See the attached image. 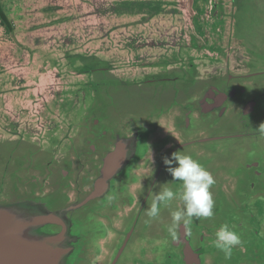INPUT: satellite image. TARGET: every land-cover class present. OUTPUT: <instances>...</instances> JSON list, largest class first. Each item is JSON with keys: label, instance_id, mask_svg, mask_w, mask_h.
I'll return each mask as SVG.
<instances>
[{"label": "rangeland", "instance_id": "374dc122", "mask_svg": "<svg viewBox=\"0 0 264 264\" xmlns=\"http://www.w3.org/2000/svg\"><path fill=\"white\" fill-rule=\"evenodd\" d=\"M0 2L12 25L11 34L0 26V169L7 153L25 156L38 146L48 148L50 139L55 137H60L63 143L62 139L66 138L63 135H69L72 130L69 123L87 104L97 108V104L106 102L104 108L113 114L111 118L120 114L117 111L126 109L131 110L134 119L145 122V115H155L157 108L149 112L144 97L156 89L159 91L156 101L173 105L171 112L174 114V102L183 97L185 82L139 85H127V82L149 72L167 77L189 76L195 83L188 91L199 90L207 79L223 73L222 66L207 59V50L203 51L202 46L212 48L220 43L224 46L229 33L233 39L240 37L239 29L232 31V0ZM246 16L249 20V15ZM254 28L257 29V25ZM258 37L253 35L249 39L257 40ZM249 39L233 43L237 44L229 58L231 72L241 73L248 67L249 60L251 67L252 60L260 62L258 55L264 56V49L256 53ZM259 66L263 64L260 62ZM223 75L213 80L225 79ZM246 81L247 86H264V75ZM156 118L163 119V114ZM193 147L184 154L198 160L216 181L210 189L216 219L224 217L231 208L232 202L226 199L233 189L264 187V174H254L247 166H253L258 161L256 157L264 155V145L259 140L249 142V146L239 143V147L228 141L226 147H219L221 151L213 152L208 145ZM259 162H264V158ZM4 168L0 170V178ZM163 173L162 185L169 181L180 184L171 180L173 177L167 168ZM10 177L13 176L10 174ZM159 190L160 187L156 192ZM178 201L162 207L160 216L150 222L145 214L141 219L145 220V229L149 231L171 216L174 208H180L176 206ZM81 221L82 218L77 227L79 233L71 234L81 236L76 248L78 253L90 236L80 232L85 230ZM102 236L108 237L107 230ZM97 248L102 253V248ZM76 255L67 258L68 264H81L75 261ZM94 259L95 262L96 257Z\"/></svg>", "mask_w": 264, "mask_h": 264}, {"label": "flooded vegetation", "instance_id": "af4514ba", "mask_svg": "<svg viewBox=\"0 0 264 264\" xmlns=\"http://www.w3.org/2000/svg\"><path fill=\"white\" fill-rule=\"evenodd\" d=\"M231 7L232 31L234 33L239 29L241 39H233L229 33L224 46L221 43L216 47L212 46L216 50L211 46H202L203 51L207 50V59L223 67L225 79L213 80L222 74L213 76L202 83L195 93L187 95L195 83L189 76L167 77L149 72L139 79L130 78L127 85L177 80L185 82L183 97L174 102V114L171 112L173 105L171 107V104H162V100L156 101L159 93L156 89L144 97V104L150 107L149 112L150 109L157 108L155 115H145V122L134 119L131 110L126 109L117 111L120 114L111 118L113 114H109L104 108L106 102H100L97 108L87 104L84 111L76 114L69 123L72 130L69 135H63L66 136L62 139L63 143L60 142V137H55L50 139L48 148L38 146L37 150L28 152L25 156L13 152L4 156L5 168L0 178V205L20 203L44 213L62 211L57 214L58 222L39 228L43 234L53 235L63 229H68L69 234L79 233L77 227L81 218L85 230L80 232L90 234L93 232L88 221L91 216L85 215L98 211L101 215L95 219V223L99 225L102 238V232L107 230L106 238L111 239L113 229L122 231V239L144 238L151 231V228L149 231L145 229V220L141 221L146 216L148 204L152 202L150 194L155 193L159 187H165L160 183L163 170L168 167L163 162L164 157L171 158V154L176 151L184 154V151L199 145H208L211 152L217 149L221 151L219 147H226L228 141L237 146L236 143L243 138L249 142L259 140L264 145V136L257 130H251L264 122V86L246 85V80L264 75V56L258 55L263 66H259V60H252V66L249 67V60L248 67L241 73L231 72L229 64L235 45L248 41L247 30L251 28L255 32L254 27H258L259 22H264V0H232ZM246 14L249 15V20L246 19ZM246 20L247 23H244ZM235 41L237 43L233 44ZM161 114L163 119L157 120L156 117ZM219 126L236 129L231 134L217 135L216 128L219 130ZM195 131L198 134L206 131L214 134L195 136ZM212 137L215 139L210 140ZM263 158L264 155L256 157L257 160ZM141 164L149 165L145 167L149 170V175L143 187L140 179L144 166L141 167ZM255 165L263 170L253 171L254 174H264V162L261 164L256 161ZM247 166L251 170L254 167L249 164ZM166 186L174 190L180 188V184L171 181ZM137 187L139 189L135 191ZM226 188L225 185L223 193ZM236 190L229 193L230 197L226 202L236 200ZM59 195L64 197L60 199L61 197H57ZM92 195L94 197L88 199ZM182 205L178 201L176 206ZM170 217L167 216L166 219ZM218 229H201L206 246L197 252L196 258H189L190 264H223V252L212 249ZM186 232L187 229L181 226L176 229L178 237ZM96 248L97 246L93 248L92 256L88 254L87 248L81 249L76 262L97 264L94 257L97 260V255L101 252ZM105 250L107 249L104 248L102 252ZM111 262L112 260L108 264Z\"/></svg>", "mask_w": 264, "mask_h": 264}, {"label": "water", "instance_id": "95a60500", "mask_svg": "<svg viewBox=\"0 0 264 264\" xmlns=\"http://www.w3.org/2000/svg\"><path fill=\"white\" fill-rule=\"evenodd\" d=\"M247 35L259 36L257 40L249 39L256 53L258 49H264V22L259 24L255 32L251 28L247 30ZM195 92L196 90L190 91L187 95ZM220 128L219 130L216 128L217 135L231 134L236 129H228L224 132ZM251 130H256V127H252ZM195 133H197L195 136L214 134L207 131L199 134L195 131ZM214 139V137L210 138V140ZM239 143L249 146V140L246 138L240 139ZM239 143L235 146L239 147ZM143 166L141 187L149 175V170L145 168L149 165ZM253 166V171L263 170L255 164ZM138 189L135 188V191ZM235 194L236 200L230 199L232 205L224 217L216 219L214 214L212 218L193 219L187 227V232L179 237L176 233L179 225L174 228L175 235L168 230L172 226V217H170L155 225L144 238L122 239V231L118 229H113L114 235L111 239L102 238L99 225L95 223L101 212L85 215L91 216L88 221L93 232L84 243L82 242L83 249L91 250V252L87 250L91 256L95 246L101 247L102 250L107 249L97 255V264H108L110 260L114 261L113 264H190L189 258H196L197 252L206 246L201 229L220 228L222 224L227 223L241 236L242 244L233 249L230 259L224 257L223 264H264V187H259L257 190L253 185L252 189L242 188L236 190ZM91 197L94 195L88 199ZM102 211L104 214V210ZM61 212L44 213L20 203L0 205V264H68L67 258L78 253L76 248L81 242V236L69 234L68 229L53 235L43 234L39 229L58 222L57 214ZM102 218L104 219L103 215ZM83 254L86 255V252ZM77 258L76 255L75 261Z\"/></svg>", "mask_w": 264, "mask_h": 264}, {"label": "clouds", "instance_id": "9594fccd", "mask_svg": "<svg viewBox=\"0 0 264 264\" xmlns=\"http://www.w3.org/2000/svg\"><path fill=\"white\" fill-rule=\"evenodd\" d=\"M256 130L264 136V122ZM163 162L168 166L167 171L173 177V181L180 182V188L174 190L165 186L160 187L158 192L150 194L152 202L146 211L149 218L147 222L157 219L161 208L169 207L174 200L181 201L183 207L171 213L172 226L168 230L173 235L177 225H183L187 229L193 219L212 218L215 214V201L210 189L216 183L213 175L190 154H183L180 151L173 152L171 158L164 157ZM213 244L215 248L223 252L225 259H230L233 249L242 244V239L232 227L225 223L216 231Z\"/></svg>", "mask_w": 264, "mask_h": 264}, {"label": "trees", "instance_id": "16d2710c", "mask_svg": "<svg viewBox=\"0 0 264 264\" xmlns=\"http://www.w3.org/2000/svg\"><path fill=\"white\" fill-rule=\"evenodd\" d=\"M0 26H2L4 30L6 29L11 34L12 25L2 9L1 2H0Z\"/></svg>", "mask_w": 264, "mask_h": 264}]
</instances>
